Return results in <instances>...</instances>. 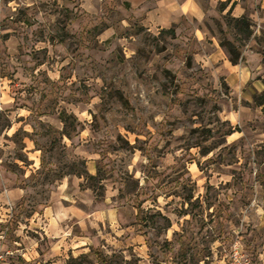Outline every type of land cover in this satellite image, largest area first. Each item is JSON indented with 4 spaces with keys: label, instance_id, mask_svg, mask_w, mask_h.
Instances as JSON below:
<instances>
[{
    "label": "rangeland",
    "instance_id": "374dc122",
    "mask_svg": "<svg viewBox=\"0 0 264 264\" xmlns=\"http://www.w3.org/2000/svg\"><path fill=\"white\" fill-rule=\"evenodd\" d=\"M244 1L251 37L213 0L175 35L147 0H0L1 264H229L235 242L264 264V24ZM215 41L234 65L254 50L243 92L205 65Z\"/></svg>",
    "mask_w": 264,
    "mask_h": 264
},
{
    "label": "crops",
    "instance_id": "0c3cea01",
    "mask_svg": "<svg viewBox=\"0 0 264 264\" xmlns=\"http://www.w3.org/2000/svg\"><path fill=\"white\" fill-rule=\"evenodd\" d=\"M132 1V0H130ZM145 1V0H144ZM149 3L148 9L145 12V17L143 21L148 23L151 27H161L168 28L173 24L180 22L185 16L191 18H203L207 13L202 9L198 0H147ZM214 6L221 5L225 2V6L222 9L223 12H231L234 17H239L245 14V9L242 7L246 2L244 0H213ZM244 4V5H242ZM260 9L254 12L251 11L249 16L253 17L254 20L259 22L260 25L264 24V0L259 2ZM262 34L261 32H257ZM255 32V34H257ZM260 37V36H258ZM201 38H203L201 36ZM251 46L258 44L256 37L252 38ZM254 50H245L243 55L245 59L242 60L237 65H234L226 51L220 46L219 42L215 41L212 44L210 52L205 55L204 63L205 65H210L216 67L217 70L221 71V75L224 80L227 81L233 91H241L247 86V83L252 78V70L250 68L254 66L251 62L254 60L255 55ZM260 86L254 82L258 90L264 88L262 81L258 80Z\"/></svg>",
    "mask_w": 264,
    "mask_h": 264
},
{
    "label": "trees",
    "instance_id": "16d2710c",
    "mask_svg": "<svg viewBox=\"0 0 264 264\" xmlns=\"http://www.w3.org/2000/svg\"><path fill=\"white\" fill-rule=\"evenodd\" d=\"M231 20L235 23L236 27H240L241 30H246L247 31V34H246L247 37H251L253 35V31L251 29L252 26H251L250 20H249V18L247 16H241V17H238V18L233 17ZM163 31H165V32L169 31L170 33H172V35H175V33H176L175 29H173V28H166V29H163ZM230 53H231V56H232V58H231L232 61L237 64L238 61H239V57H240L239 54H237L236 51L234 52L233 49H232V51H230ZM256 100H257V104L263 106V110H264V90L260 94L256 95ZM62 119L64 120L65 124L67 125L68 118H66L63 115ZM232 132H233V129L231 128L227 133L231 134ZM65 133L68 136L71 135L70 131L69 132L66 131ZM42 162H43V164L45 163L44 159H42ZM97 255H98L100 261L103 264H107L108 263L107 258L103 254L102 251H98Z\"/></svg>",
    "mask_w": 264,
    "mask_h": 264
},
{
    "label": "built area",
    "instance_id": "2783aa9c",
    "mask_svg": "<svg viewBox=\"0 0 264 264\" xmlns=\"http://www.w3.org/2000/svg\"><path fill=\"white\" fill-rule=\"evenodd\" d=\"M230 263L229 264H256L251 257L244 254L243 248L240 243L235 242L230 252ZM4 259L3 254L0 252V264Z\"/></svg>",
    "mask_w": 264,
    "mask_h": 264
}]
</instances>
